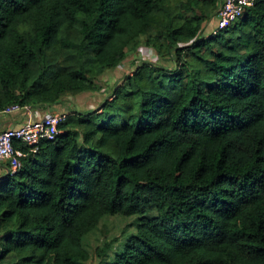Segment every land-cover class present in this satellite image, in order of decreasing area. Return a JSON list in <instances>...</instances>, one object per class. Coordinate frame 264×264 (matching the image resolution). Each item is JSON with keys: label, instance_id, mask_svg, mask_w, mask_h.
<instances>
[{"label": "trees", "instance_id": "obj_1", "mask_svg": "<svg viewBox=\"0 0 264 264\" xmlns=\"http://www.w3.org/2000/svg\"><path fill=\"white\" fill-rule=\"evenodd\" d=\"M219 0H0V110L96 89L0 176V264H264V0L202 36ZM134 217L92 252L105 216Z\"/></svg>", "mask_w": 264, "mask_h": 264}, {"label": "rangeland", "instance_id": "obj_2", "mask_svg": "<svg viewBox=\"0 0 264 264\" xmlns=\"http://www.w3.org/2000/svg\"><path fill=\"white\" fill-rule=\"evenodd\" d=\"M153 49L155 50L152 46L141 44L136 50L130 51L128 56L115 68L105 70L98 75L95 80V90L66 96L62 104L65 107L68 106V110L64 111L68 113L75 108L89 110L99 106L107 98L112 99L115 86L120 83L122 84L127 74L132 73L135 68L146 61L159 67L165 66L172 68L174 66L172 58L160 56L158 53L157 59L154 55L144 57L146 52ZM3 174L4 171L0 173V176ZM133 220L134 217L125 215L105 216L102 223L85 237L87 248L95 252L109 240L116 242L117 239L121 240L125 238L132 229Z\"/></svg>", "mask_w": 264, "mask_h": 264}, {"label": "built area", "instance_id": "obj_3", "mask_svg": "<svg viewBox=\"0 0 264 264\" xmlns=\"http://www.w3.org/2000/svg\"><path fill=\"white\" fill-rule=\"evenodd\" d=\"M256 0H220L217 30L227 28L242 18ZM29 108L30 105L12 104L6 109ZM66 111L48 112L43 118L28 120L18 127L0 129V165L7 167V172L15 173L22 167L21 157L24 151L16 147L15 142L31 146L38 150L43 140H54L60 132L59 124L67 117Z\"/></svg>", "mask_w": 264, "mask_h": 264}, {"label": "crops", "instance_id": "obj_4", "mask_svg": "<svg viewBox=\"0 0 264 264\" xmlns=\"http://www.w3.org/2000/svg\"><path fill=\"white\" fill-rule=\"evenodd\" d=\"M220 0L216 13L204 23L202 30V36H208L217 31V24L219 18ZM150 55L156 56L158 58L157 52L153 49L144 54V57H149ZM64 103V102H63ZM65 108V109H64ZM80 110L79 108H75ZM68 110V106H63L62 102L53 107H32L29 108L21 107L19 109H3L0 110V129L8 127H18L28 120H37L43 118L48 112L54 111H64ZM73 110V109H72ZM7 172V167L5 165H0V173Z\"/></svg>", "mask_w": 264, "mask_h": 264}]
</instances>
